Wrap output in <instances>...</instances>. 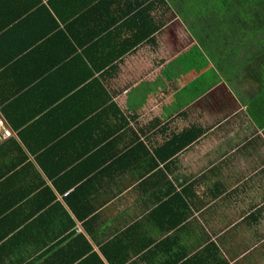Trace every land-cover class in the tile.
Segmentation results:
<instances>
[{
  "label": "crops",
  "instance_id": "obj_1",
  "mask_svg": "<svg viewBox=\"0 0 264 264\" xmlns=\"http://www.w3.org/2000/svg\"><path fill=\"white\" fill-rule=\"evenodd\" d=\"M186 13L0 0V264H264V36Z\"/></svg>",
  "mask_w": 264,
  "mask_h": 264
},
{
  "label": "trees",
  "instance_id": "obj_2",
  "mask_svg": "<svg viewBox=\"0 0 264 264\" xmlns=\"http://www.w3.org/2000/svg\"><path fill=\"white\" fill-rule=\"evenodd\" d=\"M184 4L190 11L197 10L198 6L206 9L200 15L181 14L191 16L188 21L195 17L196 23L202 25L201 38L204 41L201 43L204 46L208 45L206 40L212 30L220 31V36L225 38L264 36V0H184Z\"/></svg>",
  "mask_w": 264,
  "mask_h": 264
},
{
  "label": "built area",
  "instance_id": "obj_3",
  "mask_svg": "<svg viewBox=\"0 0 264 264\" xmlns=\"http://www.w3.org/2000/svg\"><path fill=\"white\" fill-rule=\"evenodd\" d=\"M12 135V130L6 127L5 121L3 119H0V144L2 141L10 138Z\"/></svg>",
  "mask_w": 264,
  "mask_h": 264
},
{
  "label": "rangeland",
  "instance_id": "obj_4",
  "mask_svg": "<svg viewBox=\"0 0 264 264\" xmlns=\"http://www.w3.org/2000/svg\"><path fill=\"white\" fill-rule=\"evenodd\" d=\"M199 8H198V11H200V13L198 14V13H195V14H198V15H200L201 13H205V11H206V9H204V8H202V6H198ZM194 11H196V9H194ZM193 28H196L198 31H200L201 32V27H202V25L201 24H198V25H194V26H192ZM213 27V26H212ZM213 32H217L216 30H212L211 31V35L209 36V38L208 39H210V41H213ZM205 50L207 51V53H209V54H213V52H211V47H210V43L208 42V45L207 46H205Z\"/></svg>",
  "mask_w": 264,
  "mask_h": 264
}]
</instances>
